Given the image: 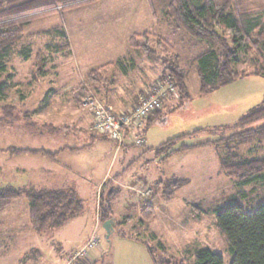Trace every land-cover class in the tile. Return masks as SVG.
Wrapping results in <instances>:
<instances>
[{"label": "rangeland", "instance_id": "rangeland-1", "mask_svg": "<svg viewBox=\"0 0 264 264\" xmlns=\"http://www.w3.org/2000/svg\"><path fill=\"white\" fill-rule=\"evenodd\" d=\"M171 1L94 0L67 9L57 4L59 13L39 17L25 27L22 43L15 50L31 52L32 57L24 60L14 53L8 61V73L12 76L7 77V73L3 78L7 86L4 90L6 94L0 98V149L9 144L35 146L36 140L24 141L23 136H15L37 135L43 128L33 110L43 106L39 102L43 99L44 84H38L32 101L26 105L21 103L24 99L22 96L28 93L26 80L36 68V62L38 65L41 63L38 51L44 55L54 51L46 49V45L63 39L62 32L67 24L74 29L71 41L77 59L73 56L60 58L62 64L70 72L73 71L65 82H70L71 86L66 92L68 96H76L73 89L82 81L80 72L85 73L83 76L86 77L92 68L116 62L115 58L122 54L137 56L135 59L139 65L131 78L132 81L141 75L143 79L147 76L150 78L146 94L150 93L152 86L157 83L154 81L162 74L164 58L178 59L188 71L189 98L180 103L178 92L173 93V104L167 107L168 101L164 103L161 118L146 130L145 136L142 130L136 134L144 139L143 145V142L133 143L136 135L127 138V148L113 140L115 145L112 139H105L109 180L99 190L96 184L84 189L80 195L83 205L81 213L62 226L45 232L33 229L25 196L18 199L15 205L4 209L0 214V264H157L149 246L155 250L154 256L159 262L174 259L190 264L198 249L209 247L223 256L224 264H231L233 254L217 227L216 210L237 203L246 212H252L264 203V178L257 177L245 182L237 176L227 175L222 171L220 162L226 155L227 144L241 158L264 157V136L239 142L241 137L231 138L235 131L225 128L234 127L243 115L263 100L264 76L253 75V68L244 61L238 69L249 72L247 76L208 93H200L198 74L192 61L207 49V45L192 39L183 29L172 26L165 16ZM191 1L195 5L204 2ZM233 9L240 14L259 16L264 21V0H235ZM56 25L59 31H41ZM77 25L79 28L75 29ZM145 31L157 35L150 39L151 54L141 48H132L129 42L133 34ZM158 39L171 48H161L156 42ZM68 40L70 43L69 37ZM106 53L109 57L104 59ZM130 61H123L126 67L133 65ZM44 65L43 68L47 66L46 63ZM42 71L37 70L38 76L33 74L31 77L40 79ZM84 87L77 90L82 91L80 100L89 91V88ZM174 104L177 107H172ZM63 107L60 108L61 112L70 111L67 105ZM81 107L85 109V106ZM255 125H264V119ZM196 130L198 132L194 134ZM184 133L192 134L173 148H178L182 143L192 145L208 140L217 146H197L176 151L168 157L164 152L156 154L150 149ZM26 142L29 143L27 146L24 145ZM3 153L0 150V189L23 188L27 184L24 177H21L23 183H8L9 179H6L3 171ZM129 163L132 165L125 172L120 171L124 164ZM102 171L104 167L98 174ZM119 173L121 175L116 181L114 178ZM139 174L146 183L139 188L132 187V182ZM176 178L188 182L176 187ZM134 190L150 201L154 208L151 219L145 218L149 211L144 214L139 203L136 207L131 205L136 199L132 196ZM102 199L105 206L109 203L110 207L114 205L116 209V216L110 218V231L97 217L96 208L100 215L102 212ZM158 242L164 245L165 252L157 247Z\"/></svg>", "mask_w": 264, "mask_h": 264}, {"label": "trees", "instance_id": "trees-1", "mask_svg": "<svg viewBox=\"0 0 264 264\" xmlns=\"http://www.w3.org/2000/svg\"><path fill=\"white\" fill-rule=\"evenodd\" d=\"M91 1L94 0H0V98H3L6 94L4 90L7 82L3 78L8 73V61L14 53L24 60L31 57V52H26L23 49L15 50L22 43L25 36V27L39 17L58 12L57 4L62 5V9H67ZM234 5L235 0H204L203 3L197 5L193 4L191 0H172L166 10L165 16L170 20L173 27L183 29L192 39L204 42L207 45V49L193 58L192 61L199 78L200 93H208L240 77L247 76L249 72L245 69H238V66L244 61L248 62L253 68L251 71L253 75L264 76V21L259 16L237 13L233 9ZM52 31H59V27L51 28L42 33H50ZM62 35L63 39L58 42L48 43L46 49H53L54 51L52 52L69 55L71 51L67 34L63 31ZM154 35L156 34L149 31L140 34L135 33L129 38L130 45L133 48H141L145 53L151 54L152 47H150L149 43L150 39L154 38ZM156 42L160 44L161 48H171L170 45L160 39ZM37 56L40 58L41 63L38 65V61L36 62L37 66L33 70L34 76H38L37 70H44V63L47 62V58L42 51H38ZM163 61L165 67L154 83L159 81L165 84L173 82L177 88L180 103H182L189 98L188 71L180 65L178 59L176 61L172 60V58H164ZM117 64L124 70L129 68L125 66L123 61L107 63L103 68ZM11 76L12 74H7V77ZM100 76H102V67L89 71L87 81H98ZM86 87L89 90L93 89L89 85H86ZM145 92L144 90L139 100L129 110L138 105L142 97L147 96ZM169 93L168 96H165L164 103L173 101V92ZM78 102L82 106V100L78 99ZM104 103L109 106L106 102ZM162 108L153 111L139 130H126V139L119 146L126 145L127 138L138 134L140 130L146 129L151 121L157 120L156 118L159 116L161 117ZM85 109L90 111L87 108ZM111 110L115 114L122 113L115 112L112 108ZM159 112L161 113L158 114ZM263 119L264 98L243 115L234 127L225 129L234 130L235 133L231 138L240 136L239 142H244L251 138L264 136V125H255V123ZM93 130L98 135L114 140L109 135L99 133L94 128ZM197 132L198 130L193 133L196 134ZM190 134L192 133H184L166 140L155 148L156 153L161 154L164 152L166 157H168L176 151H184L197 146H217L213 141L208 140L192 145L182 143L178 148H173L180 140ZM136 137L142 138L139 135H136ZM114 141L116 142V140ZM142 142L141 145L144 144V139ZM133 143H136L135 140ZM8 150L14 154L29 152L49 156L56 155V153L46 150L19 149L15 147ZM226 150V155L221 160L220 167L227 175L237 176L245 180V182L257 177L264 178V157L256 159L241 158L239 154L232 152L229 144L226 145ZM176 180V187L188 182L186 179L176 178ZM24 196L27 198L29 205L30 223L33 229L38 232H45L51 228L60 227L82 211V200L78 197L75 190L72 189L67 191L5 188L0 189V214L4 209L10 207L14 201ZM101 204L102 212L99 217L102 224H104L105 221L113 216L112 205L110 207L108 203L105 206L103 199ZM142 208L144 214L149 211L145 218L147 220L151 219L154 215V208L151 205H146ZM216 216L217 227L226 238L229 249L233 254L231 264H264V203L260 204L252 212H246L244 207L237 203L218 207ZM157 245L159 249L165 252L164 245L161 242H158ZM149 251L157 264H185L184 260L174 259L159 262L158 258L154 256L155 250L149 246ZM193 257L194 260L190 264H224L223 256L209 247L198 249Z\"/></svg>", "mask_w": 264, "mask_h": 264}, {"label": "crops", "instance_id": "crops-1", "mask_svg": "<svg viewBox=\"0 0 264 264\" xmlns=\"http://www.w3.org/2000/svg\"><path fill=\"white\" fill-rule=\"evenodd\" d=\"M153 8L154 7L152 6V13H154ZM108 23V25H110V22ZM31 24L32 23H30L28 26H30ZM54 27L58 26L56 25L51 28ZM78 28L79 25H77L75 29ZM49 29L41 31H47ZM65 31L70 39V54L65 55L64 53H56L52 51L50 54H45L47 58V66L44 67L41 78L39 79L31 77L33 75L32 71V75H30L26 80L28 93L22 96L24 97V99L21 102L22 104L26 105H28V103L32 101V97L34 96V92L36 91L38 84H44L43 99H41L39 102L43 103V106L40 105L37 109L33 110L35 113V117L38 120H41V125L43 126V128L37 135L15 136L16 138L23 136L24 141L36 140V143L34 144L35 146L20 147L14 144H9V146L0 150L4 152L2 156V165L4 176L6 177V179H9L8 183H23L21 182V177H24V182H26L27 184H25L23 188H33L35 190L67 191L72 189L75 190L78 197H80L84 189H89L92 187V185L96 184L97 190H99V188L103 186L107 180H109L107 179L108 177L105 162L107 155V151L105 148V139H107L108 137L98 135L93 130L92 114L90 111L82 108L79 104L78 99L82 98V91L80 92L77 90L81 87L89 85L115 112H123L129 110L132 105H134L139 100L140 95L148 87L147 85L150 78H148L147 76L145 79H143L144 77L141 75L138 76L136 80L132 81L131 77L137 69L136 66L139 65V62L135 59L137 56L132 57V55L127 56L118 54L119 56L115 58L116 62H122L126 59H131L132 61L130 62L133 65L129 68H126V70H124L118 64L109 67L105 66L102 69V76H100L98 78V81L95 82L87 81V76H83L85 73L80 72L82 81L76 88L73 89L75 90L76 96H68L66 92L69 90V88H71V86L69 85L70 82H65H67L66 79L69 78L71 72L73 71L70 72V70L64 64H62L60 58L73 56L74 59H76V57L73 53L71 41V35L74 34V29L71 28L69 24H67V26L65 27ZM35 33L36 32H34L33 34ZM104 56V59H107L109 57L107 53ZM104 65L99 66V68ZM93 69L96 68H92L91 70ZM172 104V102H169L168 104H166V106L168 107ZM66 105L68 106L67 109H69L70 111L67 110L65 113L61 112L60 108H64L63 106ZM172 107L177 106H175L174 104V106ZM160 118V116L157 117V120L151 121L146 129H142L144 136L146 130L152 124L156 123ZM68 122H70V125H68ZM28 144L29 143L26 142L24 145L27 146ZM100 146H102L103 148L97 149V147ZM128 146L129 143H126L123 148H127ZM158 146H151L150 149L156 152L155 148H157ZM13 147L30 150H46L51 153H56V155L49 156L44 154H33L29 152L14 154L10 150H8ZM119 149H116V151H118ZM102 161L103 164H101ZM131 165L132 163H129L128 165L124 164L120 168V171L122 170L123 172H125L126 169H128ZM102 167H104V171L98 174L99 170H102ZM121 173L115 176L114 179L116 181L119 180ZM145 183L146 182L144 181V177L140 176L139 174L137 179L132 182V187L139 188L140 185H143ZM116 188L118 189V187ZM132 196L136 198L131 202L132 206L136 207L139 203L140 208L142 209L143 205H151L149 203L150 201L140 196V194H138L136 190H134V194ZM17 202V200L14 201L11 206L15 205ZM28 207L29 205L27 203V208ZM112 211L113 216H116V209L114 205H112ZM96 213L100 221L99 211H97V208Z\"/></svg>", "mask_w": 264, "mask_h": 264}, {"label": "built area", "instance_id": "built-area-1", "mask_svg": "<svg viewBox=\"0 0 264 264\" xmlns=\"http://www.w3.org/2000/svg\"><path fill=\"white\" fill-rule=\"evenodd\" d=\"M176 91L173 82L165 84L159 81L152 86L146 97L141 98L138 105L121 114L112 112L111 108L93 90L88 91L82 100V105L92 112L93 128L99 133L109 135L120 145L126 139V130H139L146 118L153 111L163 106L165 96H168L169 92L174 93ZM142 140V138L137 137L135 142L140 144Z\"/></svg>", "mask_w": 264, "mask_h": 264}, {"label": "water", "instance_id": "water-1", "mask_svg": "<svg viewBox=\"0 0 264 264\" xmlns=\"http://www.w3.org/2000/svg\"><path fill=\"white\" fill-rule=\"evenodd\" d=\"M104 227H105L108 231L111 230V228H112V222H111V219H109V220H107V221L104 222Z\"/></svg>", "mask_w": 264, "mask_h": 264}]
</instances>
